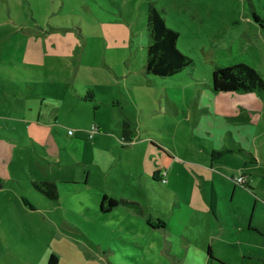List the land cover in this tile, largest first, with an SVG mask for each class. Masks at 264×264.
<instances>
[{
  "label": "rangeland",
  "instance_id": "rangeland-1",
  "mask_svg": "<svg viewBox=\"0 0 264 264\" xmlns=\"http://www.w3.org/2000/svg\"><path fill=\"white\" fill-rule=\"evenodd\" d=\"M150 3L165 12L167 26L180 33L178 48L194 61V69L186 71L179 84L176 82L181 89L188 91L193 86L188 82L189 74L211 81L213 61L218 55L235 61L231 65L247 64L264 78V28L253 18L256 13L264 19V0H0L1 114L12 113L4 100L16 88L27 91L28 86L44 85L42 91L53 97L66 87L72 94L74 88H85L89 98L96 100L88 107L67 113L72 122L66 131L82 128L90 133L95 119L103 127L111 124L122 137L121 124L125 118H131L135 121L133 132L142 127L152 135H161L173 143L169 148L165 146L171 154L177 146L184 160L203 166L204 158L210 159V154L201 147L208 146L206 142L194 134V104H190V124L164 113V93L171 87L160 77L147 75L145 70ZM46 77L52 85H48ZM112 100L120 106L113 107ZM258 125V132H264V111ZM113 137L119 144L118 138ZM156 142L154 146L161 149ZM125 145L121 164L105 174L93 172L91 183H102V187L108 188L107 183L117 179L113 186L117 193L142 205L144 200L138 188L125 182L131 175L135 177L137 170L148 173L152 162L145 148ZM3 153L0 142V154ZM14 154L15 167L22 155ZM154 157L163 164L159 156ZM215 164L211 178L218 192L221 220L211 213L214 223L210 226L205 181L189 164L175 166L179 182L170 183V211L161 205V212L167 216L170 228L178 226L177 217L183 213L190 223L194 220L195 229L200 232L194 240L200 245L203 237L218 234L219 240L212 249L216 261L264 264V163L245 164L224 155ZM77 168V176H81L83 167ZM238 178L245 183L237 182ZM175 191L184 202L181 210L174 206ZM117 199L120 201L118 196ZM148 202L145 210L160 206L158 202H150L152 206ZM23 206L18 183L0 177V264H49L52 255L57 257L58 264H111V256L115 264H177L166 252L159 258L139 259L141 254L114 242L112 245L97 233L88 238L68 233L44 213L36 209L31 212ZM112 246L117 248L115 253L110 250ZM208 247L203 249L205 259ZM183 251L186 249H176L179 255ZM136 257L141 262L137 263Z\"/></svg>",
  "mask_w": 264,
  "mask_h": 264
},
{
  "label": "crops",
  "instance_id": "crops-1",
  "mask_svg": "<svg viewBox=\"0 0 264 264\" xmlns=\"http://www.w3.org/2000/svg\"><path fill=\"white\" fill-rule=\"evenodd\" d=\"M231 52H235L234 48ZM225 54L228 56L227 52ZM241 58L238 56L239 60ZM231 62L235 63L232 59L226 60V57L218 55L217 60L213 61V66L214 69L218 66L230 67L233 66ZM194 66L193 61V65L181 73L171 78H161L171 87L164 93L166 105L163 112L190 124V104H194L196 125L194 134L206 142L208 146L201 147L204 152L210 154V159L204 158L203 166L195 161L184 160L179 155L177 146L171 149L174 155L171 154L166 148L173 146L171 141L161 135H152V132H147L142 127H139V132L131 134L130 141L126 140L123 132L120 137L119 132L112 129L111 124L103 127L95 119L93 125H96L99 131L94 134L93 139H90V133L87 130L82 131V128L69 134L70 129L66 131V128H70L72 119L71 114L68 117L67 113H71V109L88 107L96 99H84L89 93L88 89L81 87L74 88V94L66 87L53 97L42 91L44 85H33L28 86L27 91L20 87L16 88L14 94L5 95L4 101L11 106L12 113L2 115L0 112V142L4 149V153L0 154V177L18 183L19 196L25 209L31 212L36 209L44 213L53 224L68 233H80L86 238L97 233L109 239L110 244L114 242L120 247L141 254L139 259L159 258L166 252L177 264H222L212 257V249L219 240L218 234H210L209 238L203 237V245H200L194 240V235L200 233L195 229L194 220L190 223L189 218L183 213L177 217L178 226L170 228L167 216L160 208L162 205L170 211L169 201L172 199L170 183L179 182L180 178L175 172V166L189 164L205 181L204 199L209 212L210 226L214 223L210 210L212 193L216 195L218 201L217 212L215 215L212 214L221 220L218 192L211 173L216 168V161L224 155L245 164L250 162L258 164L260 161L264 163V132H258L259 120L264 111V94L216 92L212 79L211 81L199 79L193 74H189L188 77V82L193 86L185 91L177 85L178 80L183 78L186 71H192ZM45 79L49 86L52 85L47 77ZM36 90L40 92L37 93ZM111 104L113 107L120 106L116 100H112ZM126 104L130 102L127 101ZM125 121L135 125L131 118H125L121 127ZM114 135L118 138L119 144L115 143ZM153 142L159 144L161 149L155 147ZM125 143L145 148L144 151L152 162L148 173L137 170L135 177L131 175L125 182L132 188H138L144 200L143 206L138 204L140 211L118 206L108 213H102L103 197L118 200V196L124 201L129 199L117 193V189L113 187L117 179H114V183L108 182L109 187L106 188L102 187V183H91V176L93 172L105 174L116 165H120L121 151L127 146ZM141 143L143 146L139 145ZM252 146L255 148L252 149ZM14 153L22 155L15 167ZM154 155L159 156L165 164H161ZM80 165L84 173L77 176V167ZM165 180L167 184L164 183ZM173 199L175 208L181 210L184 202L178 192L175 191ZM152 201L160 203V206L157 209L151 207L152 211H149L146 202L152 206L150 203ZM100 246L104 249L103 245ZM207 246L208 258L205 259L203 249ZM111 248V252L115 253L116 247ZM177 248L183 250L185 248L186 251L179 255L176 253ZM139 259L135 258L137 263L141 262ZM109 262L115 264L112 256L109 257ZM152 264L157 263L153 261Z\"/></svg>",
  "mask_w": 264,
  "mask_h": 264
},
{
  "label": "trees",
  "instance_id": "trees-1",
  "mask_svg": "<svg viewBox=\"0 0 264 264\" xmlns=\"http://www.w3.org/2000/svg\"><path fill=\"white\" fill-rule=\"evenodd\" d=\"M165 12L155 3L148 7L146 30L148 33L146 72L148 75L160 78H171L193 65V60L185 56L178 48L180 33L169 28L165 19ZM254 21L264 28V19L256 13ZM212 85L216 92L232 94L243 92H258L264 94V78L255 68L239 63L230 67H216L212 74ZM84 99H90L89 96ZM123 133L130 141L133 125L129 121L123 123ZM122 206L140 211L138 204L103 197L101 201L102 213H108L115 207ZM218 209L216 195L212 193L210 210L215 215ZM49 264H58L56 256L52 255Z\"/></svg>",
  "mask_w": 264,
  "mask_h": 264
},
{
  "label": "built area",
  "instance_id": "built-area-1",
  "mask_svg": "<svg viewBox=\"0 0 264 264\" xmlns=\"http://www.w3.org/2000/svg\"><path fill=\"white\" fill-rule=\"evenodd\" d=\"M98 131H99L98 127L96 125H93L92 126V130L90 132L89 138L90 139H93L94 134H96ZM69 134H73V132L72 131H69ZM237 182L244 184L245 183V180L242 179V178H238L237 179Z\"/></svg>",
  "mask_w": 264,
  "mask_h": 264
}]
</instances>
